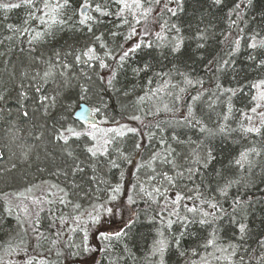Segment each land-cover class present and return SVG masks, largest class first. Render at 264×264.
Wrapping results in <instances>:
<instances>
[{
	"label": "trees",
	"instance_id": "obj_1",
	"mask_svg": "<svg viewBox=\"0 0 264 264\" xmlns=\"http://www.w3.org/2000/svg\"><path fill=\"white\" fill-rule=\"evenodd\" d=\"M6 2H17V0H6ZM82 2L83 0H70L71 7L67 13L69 16H73V22L77 19L73 14ZM94 2L104 4L106 0H94ZM237 2L239 0H223L221 5L214 6L212 0H185V11L178 13V17H170V15L164 14V19L177 23L182 28V34L186 37L182 54L172 56L167 48L138 51L129 59L127 66L119 72L116 90H107L93 74L92 91L89 92L87 101H79L77 95L79 84L84 81L74 79L72 88L62 90L57 108L53 110L50 116H46L43 109L36 103L38 94L35 93L34 89H29L30 98L21 108L17 101L19 86L22 83L28 85L30 77L36 71L42 73L46 70L47 64L42 63V61L50 59L54 61L57 52L60 53L62 60L74 63V54L85 48L86 45L92 44L94 37L86 29L77 31L78 25L65 26L62 30L56 29L53 36H48L42 41L30 45L28 36H20L19 33L9 31L6 28L8 23L23 28L26 10L23 8L11 10L7 13L8 19L6 21L4 20L5 13L0 10V95L4 96V99L0 100V197H3L4 193L23 192L34 185L38 187L33 188L32 194L44 195L50 184L70 188L74 183L80 187L72 189L78 193V196H73V200L82 203L83 207L87 209L90 198L96 195V184L91 180L94 174L93 165L86 159L87 154L84 152V144L87 138H81L80 141H70L74 155L80 161L85 162V171L72 176L73 159L67 156L65 146L62 143L58 144L53 139V122L64 115L59 104H71L74 113L79 104L84 103L91 108L98 105L102 99L107 105L106 111L109 116L121 123H128L139 128L141 133L155 131L154 127L145 128L137 121H129L127 117L139 114L145 125H154L157 120H180L181 113L187 114V104L192 102L191 97L197 94L200 87L199 85L195 88L183 85V78L178 73L184 72L192 79H202L204 87L208 89L201 100L193 102L195 116L210 129H216L219 123L223 122L228 129H234V131L217 132L214 136H208L206 133H201L199 128L190 126H176L173 123L166 127L163 135L179 153L176 161L180 166H189L194 150L202 157H206L207 152L211 150L215 157L206 169L200 170V174L195 176L191 183L184 179L180 182L179 188L171 189L168 195L174 199L175 191L184 190V185H187L189 189L198 186L204 197L219 201L227 215H223L220 220L215 222V227L218 228L219 232L218 242L225 246L229 243L236 244L238 254L233 257L234 264H241L240 257H243L242 264H264V248L261 247V241H264V129H262V134L255 135L242 132L240 130L241 116L239 111L249 107L250 97L248 93L251 90L247 85L257 79L264 78V69L256 67L258 61L253 62L248 59L250 54L256 55L258 60L264 59V49L256 51L248 49L246 39L253 32H260L261 35H264V0H252L250 7L241 10L242 19L236 20V24L230 27L231 20L236 19V17H229L228 12ZM112 10L115 11L114 6ZM156 11L159 12V9L157 8ZM102 19V24L94 26L95 34H103L104 42L110 48L125 43L123 35L113 39L110 32L119 31L127 34L128 28L125 26L116 29L115 24L119 21L113 16ZM149 22L154 25L155 32L160 30L159 24L163 23V20L156 16L155 21L149 18ZM32 27L38 30L40 28L36 22H33ZM240 28L245 29L244 33H239L245 39L241 41L240 51L233 57L234 63L222 73L215 71L216 66L214 64L206 67L208 61L225 57ZM198 29L205 30L206 39L203 41L205 44L203 49H197L198 41L193 39ZM152 39L155 40L154 34ZM131 43L128 41L125 47L131 46ZM95 47L98 54L102 56L103 50L99 48L98 43ZM145 64L151 65L149 71L141 72L139 75L133 73L134 68H142ZM79 71V67L72 69V73L78 74ZM96 71L101 72L107 78V69L100 70L97 64ZM89 72L92 74L91 70ZM156 73L170 75L158 77ZM217 77L224 87L243 88L242 93L238 92L232 98L233 113L228 121H223V114L227 111L226 97H221L213 108L208 107L211 99H215V97H211V91L215 88ZM162 79H168L172 84L187 87L186 92L181 94L182 101L178 105L180 111L174 114L161 113L158 117H148L145 112L140 111L141 106L136 103L137 97L144 95L150 88L159 87ZM149 81L152 82L149 83ZM59 83L60 79L57 77L55 81L44 86L45 92L55 94ZM168 90L178 92V89ZM160 95L165 103H170V97L164 96L163 93ZM153 103H155L154 98L145 101L142 107L147 109ZM158 106L162 107V105ZM25 110L29 112V118L22 115ZM173 134L178 135L182 143L173 141L171 139ZM159 136L160 134L157 133V138L152 142L151 147H149L148 140L144 138L145 148L139 155H136L134 149V144L141 141L139 135L129 134L122 142V147L131 154L137 163H141L149 158L153 150L158 149ZM252 147H256L261 154L259 156L251 155V168L247 164L244 168L237 166L235 160L239 158L240 153ZM191 166L195 167L194 164ZM157 167L160 166L157 165ZM129 169L133 173L136 172V169L130 164L123 166L124 181L129 182L127 186L131 190V183L135 182L136 177L129 174ZM104 172H107L105 177L107 179H111L113 175L119 176V170L116 169L110 172L107 169L98 170L97 174L103 176ZM64 173H67V176ZM140 176L143 179L144 170H141ZM230 180H241V182L233 184L228 189L227 197L220 196L218 189L224 187ZM53 191L55 190L53 189ZM188 194L194 195V193ZM237 196L248 202L243 209H237L235 213L238 220H242L248 225L244 239L239 238L236 226L230 223L233 215V203ZM136 199L137 203L129 206L127 196L123 192L120 199L114 202L119 205L121 200L124 201V205L120 209L123 216L117 214L114 217H105L104 230L110 232L120 230L128 217L133 214H135L134 219L138 217L136 225L128 237L112 240L110 242L111 248L107 254L101 251L92 254L95 256V260L93 262L89 258L90 264H152L153 258L149 257V253L154 241L159 238L158 230L163 231L170 240V247L165 253V264H193V261L195 264H200L201 257L204 258V255L214 253V249L203 247L213 230L212 227L202 226L198 222L187 226L176 223L169 230L166 227V213H162L165 215V224H161L160 216L157 215L163 205L162 200L157 204L146 203L139 197ZM17 203L18 201L13 200L11 206L15 207ZM183 203H187L189 206L195 204L206 209V206L200 205L198 200L195 202L184 201ZM6 206H8L6 200L0 198V255H4L2 250L7 243L18 244L20 242L17 236L20 230L14 218L15 213L12 217L8 216L4 211ZM68 211L70 209L65 210V212ZM181 214L191 215L185 213L183 209H181ZM46 215L47 213L42 214V230L48 228V220L43 218ZM173 219L175 218L173 217ZM174 237L180 238L179 245L175 243ZM23 238L27 241V254L24 252L19 255L13 254L11 257L12 264H24L29 255L41 252L51 264H58L55 250L49 253L47 245L42 249L35 248L36 242L30 233L24 235ZM77 242H79V238H77ZM90 242L93 245L101 243L91 236ZM125 248L128 251H125ZM194 250L198 255H192ZM182 252L184 255H181ZM5 259H7L6 256ZM84 259V257H80L76 264H81ZM207 260H210L209 264H218L213 257ZM64 264H72V261L64 262ZM219 264H224V262H219Z\"/></svg>",
	"mask_w": 264,
	"mask_h": 264
},
{
	"label": "snow or ice",
	"instance_id": "obj_2",
	"mask_svg": "<svg viewBox=\"0 0 264 264\" xmlns=\"http://www.w3.org/2000/svg\"><path fill=\"white\" fill-rule=\"evenodd\" d=\"M223 0H212L214 6L221 5ZM175 5L174 7L171 5ZM185 0H106V3H95L94 0H83L79 8L73 14L77 19L73 22V16H69L67 10L71 7L70 0H17V2H6L0 0V10L4 15V20L8 19L7 13L14 9H25L26 14L23 20L24 27H18L11 23L6 24L9 31L19 33L20 36H28V43L34 45L42 41L48 36H53L56 29H63L65 26H76L77 31L86 29L88 33L94 37L93 43L86 45L85 48L78 50L74 54V63H69L62 60L60 53H55V60L42 61L47 64L46 70L42 73L36 71L31 77L28 85L23 83L19 86L20 90L17 94V101L20 107L25 106L26 101L30 98L29 89H34L38 94L36 103L43 109L46 116H50L57 108L59 98L62 95L63 89H70L73 87L72 81L82 79L84 82L79 84V92L77 93L79 101H87L88 94L92 91L91 83L93 82V74L101 82L107 90H116V83L118 75L123 70L129 59L138 51L153 48H167L169 54L177 56L182 54L184 41L186 37L182 34V28L177 23H172L168 19H164V14L170 17H178V13L185 11ZM252 0H239L234 4V7L229 10V17L235 16L236 19L231 20L230 27L236 24V20L242 19V9L250 7ZM115 7V11L112 7ZM157 8L159 12H157ZM113 16L119 23L115 24L116 29L123 27L128 28L127 34L119 31L110 32V36L115 39L117 36L123 35L124 42L115 48H110L104 42L103 34L96 35L94 26L103 23L104 17ZM156 16L163 20L159 24V31L154 32V25L149 22V18L155 21ZM33 22H36L40 28L39 30L32 27ZM245 29L240 28L237 36L232 41V46L226 52L225 57L208 61L206 67L215 65L217 73L224 72L230 65L234 63L233 57L240 51L241 41L245 39L243 35ZM155 36V40L152 36ZM193 39L197 40V49H203L205 44L203 41L206 39L205 30L198 29ZM228 39L227 37L225 38ZM247 48L253 51L264 49V35L260 32H253L247 36ZM128 41H131V46L125 47ZM103 50V55H99L96 44ZM248 59L256 63L258 69H264V59H259L254 54H250ZM100 70H108L107 78L101 73L96 71V65ZM74 67H79L78 74L72 73ZM151 69V65L145 64L142 68H134L132 71L135 75L141 72H147ZM91 70V73L89 72ZM71 73V74H70ZM182 78V83L185 86L195 88L199 85L197 94L191 97V101L187 104V114L181 113L180 120H157L154 125H145L144 120L139 114L129 115V121H137L145 128L154 127L155 131H148L141 133L140 129L133 127L128 123H121L114 117L107 114V105L101 99L99 104L91 107L84 108L78 113L79 123L73 119V108L71 104L60 103L59 106L63 110L64 115L60 119L53 122V139L58 143L65 146L66 154L72 158L74 163L71 167L72 176L77 173L85 171L84 161H80L74 155L71 149L70 141H80L81 138L86 137L87 141L84 144V152L87 154L86 159L93 165V176L91 180L96 184V195L90 198L89 207L85 209L82 203L75 202L73 196H78V193L72 191L80 186L72 184L70 188L61 187L58 184H50L48 190L44 195H33L32 186L25 189L23 192L17 193H4L3 198L6 200L8 206L4 211L8 216L12 217L15 213L17 227L20 230L17 233L20 242L18 244L7 243L2 250L4 255H0V264H12L11 257L13 254L19 255L21 252L27 254V241L23 236L31 234L35 240V248L42 249L47 245L49 253L55 250V255L58 264L72 261V264L84 257L81 264H90L89 258L94 262L95 256L92 255L97 251L107 254L111 248L110 242L114 239L119 240L126 238L130 235L136 225L137 219H134L135 214L128 217L124 222L123 227L114 232L106 231L103 228L105 217H114L117 214L123 216L120 211L124 205L121 200L120 204L116 202L120 199L121 193L127 196V204L129 206L137 203V197L145 202L159 203L163 201L160 209L161 224H165L166 213V227L171 230L173 224L180 223L182 226H187L191 223H199L200 225H208L212 227V232L206 239L204 248L214 249V253H209L215 261L224 262V264H234L233 257L238 254L236 244L229 243L226 246L218 242L219 232L215 227V222L220 220L223 215H227L224 209L220 206L219 201L214 198H206L202 195L197 186L194 189L187 188L184 185V190H177L174 193V199L170 198L168 193L171 189H177L180 182L187 179L190 183L193 178L200 174V170L206 169L208 165L215 159L211 150L202 157L199 153L192 156L189 161V166L182 167L177 161L176 157L179 153L176 152L168 141L165 139L163 133L166 127L171 126L173 123L176 126H190L199 128L201 133H206L208 136H214L225 131H234L228 129L227 125L223 122L219 123L216 129H210L200 119H198L193 112V102L201 100L205 92L208 91L204 87L202 79H192L184 72L178 73ZM158 77H164L170 74L156 73ZM59 77L60 83L57 85L55 94H48L44 90V86L51 81H55ZM152 81H149L151 83ZM180 86L179 84H172L168 79H162L161 85L155 89H149L144 95L137 97V105L141 106L140 111L145 112L148 117H158L161 113H175L180 111L178 105L182 101V93H185L187 87ZM251 90L248 95L249 107L241 109V123L240 130L247 134H262L264 129V78L257 79L247 85ZM168 89H178V92H173ZM243 92V88L237 87H224L217 77L215 88L211 91V103L208 104L209 108L217 103L221 97H226L227 111L223 114V121H228L230 115L233 113L232 98L237 93ZM170 97V103H165L161 97ZM99 95V93H96ZM127 94V93H126ZM210 97V98H211ZM155 99V103L151 107L145 109L142 107L145 101ZM4 96L0 95V100ZM158 105H162L158 106ZM25 118H29L27 110L22 112ZM59 125L58 127L56 125ZM157 133L160 134L158 140V149L153 150L149 158L141 163L129 154L123 147L122 142L129 135L141 136V141L134 144L136 155H139L144 150L145 145L143 139L146 138L149 142V147L157 138ZM173 141L182 143L178 135L173 134L171 137ZM199 148V145H197ZM162 150V151H161ZM259 156L261 153L256 147L246 149L241 152L239 158L235 160V164L240 168H244L245 164L251 168L252 160L251 155ZM187 159V158H186ZM126 164L132 165L136 172L129 169V174L134 175L136 180L131 183V190L128 189V183L124 181L125 172L123 166ZM195 165V167L191 165ZM157 165L160 167L158 168ZM107 169L110 172L113 169L119 170V176L113 175L111 179L105 178L107 172L103 176H99L98 170L103 171ZM170 169V170H169ZM144 170V177L141 179L140 173ZM67 176V173H64ZM243 179V178H241ZM241 180H230L224 187L218 189L220 196L227 197L228 189L233 184H239ZM47 183V182H44ZM103 185V187H100ZM53 189L55 191H53ZM28 193V195H25ZM188 193H194L190 195ZM18 201L15 207H12V201ZM199 201L200 205L205 207L196 206L193 204L189 206L184 201ZM248 204L247 201L240 199L238 196L233 203V215L231 216L230 223L234 224L239 232V238L244 239L247 234L248 225L242 220H238L235 215L237 209H243ZM66 209L70 211L65 212ZM181 209L189 215H182ZM47 213L44 219L48 220L47 230H42V214ZM173 217L175 219H173ZM198 218V219H197ZM23 233V235H21ZM183 235V233H181ZM90 236L95 240L101 242L99 245H93L90 242ZM158 239L153 243L149 257L152 259V264H165V253L170 247V240L163 231L158 230ZM79 238V242H77ZM175 243L179 245L180 238L174 237ZM261 247L264 248V241H261ZM125 251H128L125 248ZM181 255H184L182 252ZM193 256L198 255L194 250ZM5 256L7 259H5ZM60 258H63L62 260ZM241 264L243 257H240ZM24 264H51L43 253L29 255L24 261ZM195 264V261H193ZM200 264H209L206 258L201 257Z\"/></svg>",
	"mask_w": 264,
	"mask_h": 264
},
{
	"label": "water",
	"instance_id": "obj_3",
	"mask_svg": "<svg viewBox=\"0 0 264 264\" xmlns=\"http://www.w3.org/2000/svg\"><path fill=\"white\" fill-rule=\"evenodd\" d=\"M84 108H90V107L87 106L84 103H81V104L78 105L77 109L74 111V113H73V119L76 120L77 122H79L78 113H79V111H81Z\"/></svg>",
	"mask_w": 264,
	"mask_h": 264
},
{
	"label": "rangeland",
	"instance_id": "obj_4",
	"mask_svg": "<svg viewBox=\"0 0 264 264\" xmlns=\"http://www.w3.org/2000/svg\"><path fill=\"white\" fill-rule=\"evenodd\" d=\"M172 6V5H171ZM123 193V192H122ZM204 258H206V259H209V258H212V256H210L209 254H207V255H204ZM210 261V260H209Z\"/></svg>",
	"mask_w": 264,
	"mask_h": 264
}]
</instances>
